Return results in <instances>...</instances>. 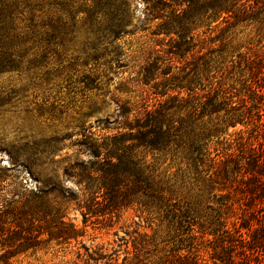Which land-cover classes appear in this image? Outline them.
<instances>
[{
  "label": "rangeland",
  "instance_id": "374dc122",
  "mask_svg": "<svg viewBox=\"0 0 264 264\" xmlns=\"http://www.w3.org/2000/svg\"><path fill=\"white\" fill-rule=\"evenodd\" d=\"M75 1L74 10L78 11L81 24L79 18L87 17L85 10L90 9L91 2ZM138 4H142L141 0L131 2L128 30L132 33L117 39L114 45L123 54L118 61L112 62L115 54L110 48L111 56L99 61L88 63L81 56L83 59L76 63L75 70L74 63L64 55L62 60L51 58L41 70L33 67L29 71L0 73V184L7 193L14 189L26 194V200L31 192L46 189L52 182L59 183L73 195L63 203L64 215L78 230V236L70 239L50 240L45 233L37 248L12 257L13 264H191L194 259L196 264L254 263L247 260L255 255L253 245L244 246L237 238L233 252L228 251L223 258V254L214 253L231 240L225 231L231 230L235 221L241 225L236 216L229 219L227 227L217 223L204 228L197 225L194 230L182 231L179 235L156 208L148 214L133 206L110 219L107 215L93 216L87 223L83 222L78 204L88 195L85 197L78 190L76 180L66 177L65 171L90 162L89 147L106 141L116 132L113 128L117 126L114 121H118L120 101L131 103L136 93V88L127 83L131 78L129 59L137 55L151 32L152 40L164 37L153 34L161 24L160 19L152 22V29L133 31L142 19L143 11ZM206 24L207 21L197 20L187 25L185 37L193 48L185 52L183 59L187 62L182 74L175 65L162 64L152 41L151 102L152 105L157 100L165 102L178 93L188 98L189 89L202 94L203 89L213 88V95L223 101L218 111L193 116L190 111L196 102L194 98L184 103L182 109L175 108L169 113L175 114L177 121H193L197 128L209 134L213 153L219 147L224 153H231L235 161L241 158L236 143L240 139L251 141L257 150L264 146V132L255 125L264 124V63H253V69L244 61L251 49H264V23H238L211 34L210 44L215 49L211 53L198 45L199 38L208 36L204 33L209 28ZM86 36L82 30L77 41ZM67 55L71 56L69 52ZM133 151L138 158L152 164L163 180L180 189L187 200L196 201L194 196L202 184L195 181L181 142H173L161 150L137 146ZM212 201L204 199L203 203L212 204ZM197 210L195 216L199 218L212 213L204 207ZM4 221L7 227L13 218L8 215ZM242 233L251 239V230L242 229ZM259 253L260 264H264V251Z\"/></svg>",
  "mask_w": 264,
  "mask_h": 264
},
{
  "label": "trees",
  "instance_id": "16d2710c",
  "mask_svg": "<svg viewBox=\"0 0 264 264\" xmlns=\"http://www.w3.org/2000/svg\"><path fill=\"white\" fill-rule=\"evenodd\" d=\"M84 1H90L91 5L85 10L87 17L80 16L82 22L79 24V13L74 10L75 0H0V73L29 71L33 67L41 70L51 58L62 60L64 55L74 63L72 68L75 70L76 63L83 59L81 56L84 55L88 63L99 61L111 56L110 48L115 54L112 62L123 57L114 45L117 39L132 33L128 27L131 25L133 0ZM141 2L138 6L143 11L142 19L140 26L133 31L148 30L152 22L160 19L161 24L153 34H163L164 37H153L152 40L151 32L137 50V55L129 59L131 78L127 83L136 88V93L133 102L120 101L118 121H114L117 126L113 128L116 132L106 141L89 147L90 162L65 171L66 177L76 180L78 190L85 197L88 195L78 204L83 222L87 223L93 216L107 215L110 219L133 206L148 214L156 208L163 212L169 227L179 235L182 231L194 230L197 225L204 228L207 224L217 223L220 227H227L229 219L236 216L241 225L235 221L232 229L225 231L231 235V240L221 251L215 250L214 253L225 257L228 251L236 249L239 239L244 246L253 245L255 255L246 256L249 257L247 260L260 264L259 251H264V146L257 150L251 141L239 138L236 143L241 158L233 161L232 154L224 153L219 147L214 148L213 153L205 130L197 128L191 120L177 121L175 114L169 113L175 108L182 109L184 103L194 98L196 102L190 111L193 116L218 111L223 101L213 95V88L203 89L202 94L189 89L188 98L181 93L170 96L176 102L157 100L152 105L151 99L152 41L162 64L175 65L178 73L184 72L187 60L183 57L193 48L192 42L185 37L187 25L197 20L207 21L209 30L204 33L208 36L199 38L198 45L211 53L215 50L210 44L211 34L238 23H264V0ZM82 30L87 36L77 41ZM68 52L71 56L67 55ZM244 61L254 69L253 63H264V49H251ZM153 89L155 95L159 94L155 85ZM255 125L264 132V124ZM173 142L185 146L194 179L202 184L194 196L196 201L187 200L178 191L180 189L163 180L152 164L138 158L133 151L137 146L161 150ZM49 184L46 189L31 192L26 200V194L14 189L7 193L0 184V264H13L12 257L37 248L45 233L50 240L78 236L77 228L71 221L67 222L64 215L63 203L71 200L73 195L59 183ZM204 199H212L214 203L204 204ZM198 207L212 213L196 217ZM8 215L12 216L13 222L5 227L4 218ZM242 229L251 230V239L244 237ZM191 264H196L195 259Z\"/></svg>",
  "mask_w": 264,
  "mask_h": 264
}]
</instances>
